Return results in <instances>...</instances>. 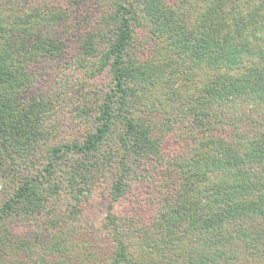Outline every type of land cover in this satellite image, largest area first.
I'll return each mask as SVG.
<instances>
[{
    "label": "trees",
    "instance_id": "1",
    "mask_svg": "<svg viewBox=\"0 0 264 264\" xmlns=\"http://www.w3.org/2000/svg\"><path fill=\"white\" fill-rule=\"evenodd\" d=\"M0 264H264V0H0Z\"/></svg>",
    "mask_w": 264,
    "mask_h": 264
},
{
    "label": "rangeland",
    "instance_id": "2",
    "mask_svg": "<svg viewBox=\"0 0 264 264\" xmlns=\"http://www.w3.org/2000/svg\"><path fill=\"white\" fill-rule=\"evenodd\" d=\"M40 65L42 66L44 71H47L49 74V78L47 79L50 82L56 81L53 77L52 73H55L57 70L55 69V65H50L48 63L41 62ZM68 65V64H66ZM58 69V68H57ZM79 71V70H78ZM69 72L63 71L62 74H68ZM52 74V76H51ZM107 200L100 201L93 207L87 208L85 211L86 216H89L91 220L96 223L97 225H100L106 215L107 211Z\"/></svg>",
    "mask_w": 264,
    "mask_h": 264
}]
</instances>
